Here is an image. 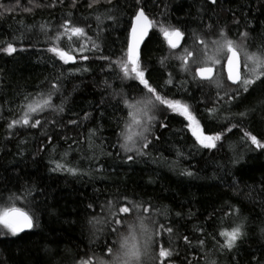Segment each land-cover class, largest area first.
Instances as JSON below:
<instances>
[{"label":"trees","instance_id":"obj_1","mask_svg":"<svg viewBox=\"0 0 264 264\" xmlns=\"http://www.w3.org/2000/svg\"><path fill=\"white\" fill-rule=\"evenodd\" d=\"M90 2L0 0V48L8 43L16 48L11 55L0 52V204L12 193L31 190L28 201L19 204L29 203L36 213L30 231L0 235V264L108 260L106 243L118 239L110 231L116 207L109 210V202L151 205L149 213L140 214L157 221L156 228L172 229L158 238L173 251L168 264H264V149H256L244 135L264 141V83L230 100L225 95L229 81L218 90L192 80L171 58L180 51L170 50L153 29L141 52L150 83L190 104L207 134L223 136L216 148H203L184 118L161 109L146 134L151 141L147 154L138 156L119 147L118 134L128 113L123 99L143 93L138 82L120 80L100 58L121 56L128 21L140 8L150 19L184 31L185 47L193 45V33L215 38L224 28L230 38L255 51L264 46V0H100L89 7ZM66 20L85 29L92 38L89 48L92 41L99 46L84 53L88 60L74 50L81 42L77 37H62L59 44L72 49L74 63L65 64L48 51L54 43L49 37L63 32ZM244 32L248 36L242 39ZM164 57L169 59L161 64ZM169 73L172 84L165 83ZM57 78L60 88L53 103L62 104L63 111L38 114L42 124L36 128L9 129L22 115L25 96L46 93ZM54 161L79 171H53ZM232 209H239L238 214ZM136 216L124 220L134 223ZM241 222L244 235L232 249L221 248L219 231Z\"/></svg>","mask_w":264,"mask_h":264},{"label":"snow or ice","instance_id":"obj_2","mask_svg":"<svg viewBox=\"0 0 264 264\" xmlns=\"http://www.w3.org/2000/svg\"><path fill=\"white\" fill-rule=\"evenodd\" d=\"M99 2L100 0H91L89 7ZM107 2L111 3V0H107ZM137 2L139 3V0ZM211 3L215 4L216 0H211ZM28 10L25 9V11ZM96 19L101 20L99 16ZM108 19H112V17L109 16ZM41 28L43 30L44 26L42 25ZM61 28L63 32L58 31L54 37H49L54 43L48 48V51L54 53L65 64L74 63L77 57L70 54L72 49L65 50L59 46L62 37L66 36L69 41H72L73 37L79 38L81 41L79 47L74 50L81 54L80 59L82 60L89 59L87 55H84L85 52L99 49L94 41L89 48L87 45L92 38L87 36L84 28L74 26L70 20H66ZM153 29L158 31L170 50L180 51L179 55H173L171 58L180 61L181 70L190 73L192 80L214 85L218 90L224 89L225 81L231 82L229 89L225 91V95L230 100L237 99L242 93L249 92L258 82L264 83V46H259L255 51H251L245 44L230 38L227 30L221 28L215 33V38H197L196 34L193 33V45L185 47L184 31L171 24L165 25L162 21L150 19L143 9H139L128 21V26L125 29L127 35L123 42L125 47L121 50V56L116 60H112L110 57H100L108 61L109 69L115 72L120 80L138 82L137 87H140L143 93L138 99H123V104L128 109V113L118 135L121 141L119 147L124 152H134L138 156L147 154L145 150L148 149L151 141L148 140L146 134L150 133L152 124L156 120L154 113L161 109L184 118L187 121L186 128L203 148H216L223 133L207 134L190 104L182 98L167 96L162 89H158L157 86L150 83L147 69L142 66L141 45ZM239 35L243 39L248 36V33L244 32ZM0 52L11 55L16 52V48L12 43H8L6 47L0 48ZM167 59L169 57L161 58V64H164ZM165 83H173L171 73H169V79ZM59 88L60 83L57 78L55 82L49 85V90L46 93L26 95L21 105L22 115L18 119H13L8 124V128L12 129L18 125L36 128L42 124V121L36 118L38 114L44 113L48 109L63 111L62 104L54 105L53 103V96L59 92ZM117 95L124 96L123 93H117ZM208 111L213 113L215 110L209 109ZM240 115L244 116L246 113ZM161 126L164 127L165 125L161 124ZM227 131H231V128ZM244 135L250 139L251 144L256 149H264V141L249 132H245ZM178 155H182V153H178ZM127 159L132 160L133 156L128 155ZM54 164L53 171L66 170L73 175L79 171L76 167H69L67 164H61L57 161H54ZM184 174L193 175L187 170ZM30 195L31 190H25L21 194L12 193L4 203L0 204V229L4 230L0 231V235L10 233L16 236L36 226V213L29 206V203L19 204L21 200L28 201ZM124 200L127 201V198ZM113 207H116V211L111 212L113 227L110 231L116 234L118 239L106 243V255L109 259L100 260L98 264H168L173 256V251L171 248H165L158 238L163 232L171 234L172 229L166 228L163 224H159L156 228L154 226L157 225V221L140 214L141 210L143 213H149L151 205L144 206L134 202H126L117 207L113 202H109V210ZM232 211L238 214L239 209H232ZM132 213H137L135 222L126 223L124 216ZM100 222L96 220V223ZM116 226H123L126 231L121 232ZM243 228V222L233 225L230 229L222 228L218 233L223 238L220 247L232 249L237 240L244 235ZM184 239L187 241L188 238L184 237ZM200 244L203 245L204 241H200ZM80 264H93V260L92 258L82 260Z\"/></svg>","mask_w":264,"mask_h":264},{"label":"water","instance_id":"obj_3","mask_svg":"<svg viewBox=\"0 0 264 264\" xmlns=\"http://www.w3.org/2000/svg\"><path fill=\"white\" fill-rule=\"evenodd\" d=\"M140 9H143V8H140ZM143 11L145 12L144 9H143ZM145 14L148 16V14H147L146 12H145ZM148 17H149V16H148ZM150 33H151V31H150ZM150 33H149V35H150ZM147 38H148V37L145 38V41L147 40ZM144 43H145V42H144ZM144 43L141 45V52H142V47H143ZM230 83H231V82H230ZM30 230H31V229L25 230V232H26V231H30ZM22 233H23V232H22Z\"/></svg>","mask_w":264,"mask_h":264}]
</instances>
